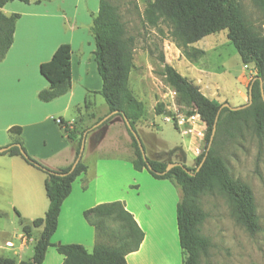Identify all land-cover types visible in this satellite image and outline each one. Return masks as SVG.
<instances>
[{
    "label": "trees",
    "instance_id": "obj_1",
    "mask_svg": "<svg viewBox=\"0 0 264 264\" xmlns=\"http://www.w3.org/2000/svg\"><path fill=\"white\" fill-rule=\"evenodd\" d=\"M10 1L14 0H0V61L5 58L14 41L16 23L20 18L19 13L6 15L2 11V7ZM19 1L28 3L30 0ZM253 2L264 13V0H253ZM144 15L149 25L157 26L160 23H166L170 27L172 38L182 47L208 35L227 30V36L237 49L242 62L253 63L257 72L256 76L262 77L264 81V38L253 30L244 17L238 0H152L146 5ZM91 30L95 42L94 57L102 79L101 89L95 92L104 97L109 112L117 110L116 114L126 116L137 131L136 124L144 116L146 108L144 102L136 98L129 84L134 67L135 38L127 34L117 0H99V9L93 18ZM201 52L197 50L196 54ZM68 63L67 58L59 61L58 68H61L63 77L54 87L45 88L39 92L38 96L42 101H52L70 91L72 76L68 70ZM165 74L167 81L178 92L180 100L188 106L195 107L206 122V148L216 124L212 146L199 169L187 167L194 174L188 173L181 166H174L166 171L169 163L149 157L144 158L137 139L126 125L132 139L130 144L134 152L132 162L136 170L147 169L155 178L171 179L181 187L182 197L177 204V224L179 242L184 254L183 264H200L201 254H206L210 245L208 238L200 232L201 224L207 216L200 204L202 193L218 187L229 198L236 220L250 234L261 230L252 189L246 183L232 177L225 160L216 148L219 137L224 132H238L248 117H251L256 133L260 136L264 135L262 88L260 80H255L252 87L253 101L250 106L240 110H231L229 107L220 109L222 105L202 93L197 85L180 74L174 66L166 63ZM156 110L161 114L163 105L159 104ZM62 126L73 139H76L74 133L77 129L67 124ZM85 131L86 129L82 130L77 137L76 156L80 153ZM12 143H19L25 150L26 156L22 155L18 146H13L2 154L20 155L27 163L47 175L45 189L49 198V207L44 217L34 219L31 224L21 221L22 231L27 236L31 235L34 227L43 226L34 245L33 256L28 260L20 261L13 257L0 256V264H42L50 246H55L58 252L64 255V261L61 264H128L126 255L140 247L144 239V231L133 214L119 200L101 203L87 209L84 216L94 225L98 236L99 232H103L100 228L102 226L100 218L113 215L124 221L128 226V236L132 239V244L115 246L98 240L93 250L89 251L79 243L55 244L51 241L58 226L62 204L70 195L75 179L88 170V165L80 159L71 172V165L53 169L31 156L23 146L22 138L16 137ZM204 156L205 151L198 156V165ZM148 162L151 168L148 167Z\"/></svg>",
    "mask_w": 264,
    "mask_h": 264
},
{
    "label": "crops",
    "instance_id": "obj_2",
    "mask_svg": "<svg viewBox=\"0 0 264 264\" xmlns=\"http://www.w3.org/2000/svg\"><path fill=\"white\" fill-rule=\"evenodd\" d=\"M98 9V2L91 6L90 0H30L28 3L14 0L2 7L6 15L19 13L20 18L16 23L14 41L0 61V147L10 145L13 139L20 137L28 153L47 167L60 169L72 166L77 159V137L84 126L81 117L86 116L91 120L98 117V122L86 128L82 161L88 143L90 151L103 146L109 130L94 128L107 119L104 117L110 114L109 109L100 115L82 111L80 102L76 100L73 77V74L84 72L87 79L83 84L84 90L91 87L87 75L95 71L97 65L91 28ZM63 58L69 59L72 88L52 101H42L39 92L54 87L63 77L61 68H58ZM93 85L97 91L101 89L97 80ZM72 108L77 113L67 120V113ZM62 124L77 129L74 133L76 139L65 131ZM110 125L113 122L110 121ZM122 147L128 149L127 145ZM0 156H3L0 157V191H5L8 210L19 215L20 224L21 221L31 224L40 213L46 214L49 207L45 189L47 175L20 155L0 153ZM83 162L88 165V170L73 182L72 191L62 204L51 241L55 244L79 243L86 248H94L98 234L83 223L85 210L119 200L144 231L140 247L126 255L128 264H183L177 224V204L182 196L180 186L171 179L155 178L147 169L136 170L133 162L107 163V169L109 166L117 170V174L124 169L129 178L126 177L116 192L95 194L90 188L101 172L98 170L93 176L90 163ZM2 211L0 206V213H5ZM83 228L86 231L84 237L75 240V231ZM36 230L39 232L37 238L34 236ZM42 230L43 226L34 227L30 236L22 231L17 245L7 240L18 259L10 255L1 256L13 257L17 261L24 259V252L31 243L35 245ZM63 261L64 255L55 246H50L42 264H61Z\"/></svg>",
    "mask_w": 264,
    "mask_h": 264
},
{
    "label": "rangeland",
    "instance_id": "obj_3",
    "mask_svg": "<svg viewBox=\"0 0 264 264\" xmlns=\"http://www.w3.org/2000/svg\"><path fill=\"white\" fill-rule=\"evenodd\" d=\"M150 1L152 0H117L127 34L135 38L134 67L129 84L136 98L143 101L146 108L144 116L136 124L137 132L145 145L146 156L150 159L165 163L183 162L186 167L195 169L199 167L198 156L206 150L207 128L205 127L202 135L197 137L187 131L193 128L189 122L181 127L175 119H166L173 114L171 107L177 106L182 112L189 106L180 100L178 92L167 81L165 64L174 66L180 74L219 105L226 102L232 106L247 104L250 99L249 88L257 72L253 63L242 62L237 49L227 36V30L208 35L186 47L179 46L172 38L170 27L166 23L152 26L146 22L144 9ZM238 1L244 17L253 30L264 38V13L253 0ZM93 2H98L99 6V0H90L91 6ZM197 50L202 52L196 54ZM85 76L84 72L73 74L79 107L84 112L89 110L97 115L106 113L109 107L104 97L95 92L97 90L93 85L97 80L102 87L97 65L96 70L87 75L90 78L88 83L91 85L86 88L88 91L91 89L89 92L83 87L87 82ZM165 103L170 108H167ZM159 104L163 105L161 114L156 110ZM76 113L72 108L67 113V120ZM97 118L91 120L87 116L81 117L84 125L81 129L84 130L98 122ZM110 121L113 122L112 126ZM99 128L103 131L109 130L103 146L90 151L88 143L83 157V161L90 163L93 176L98 170L101 172L90 191L95 194L116 192L129 175L124 169L121 170V174H117L118 171L109 166L108 172L106 164L132 163L131 156L134 157L130 145L132 139L124 118L119 114L109 116L94 129ZM123 145H127L128 149L122 147ZM23 146L25 147V143ZM216 149L225 160L232 177L241 180L252 189L261 230L250 234L236 220L229 198L218 187L202 193L200 204L207 216L201 224L200 232L208 238L210 245L207 253L201 254L200 264H264V135L256 133L253 121L248 117L238 132H224L219 137ZM35 159L40 162L37 157ZM0 192V206L2 212H5L0 213V256L4 254L18 259V255H14V249L7 245V240L19 244L18 235L22 233L20 218L17 213L8 210L5 191ZM43 216L45 213H40L37 217ZM83 221L93 229V233H96L94 226L85 216ZM99 221L102 222L100 228L103 230L102 233L99 232V241L115 246L132 244V239L128 236V226L124 221L113 215L102 217ZM85 233L84 228L78 229L75 231L74 239L80 240ZM38 235L39 232L36 230L34 236L37 238ZM33 245L31 243L24 252V259L31 258L34 252ZM87 248L93 250V247Z\"/></svg>",
    "mask_w": 264,
    "mask_h": 264
},
{
    "label": "water",
    "instance_id": "obj_4",
    "mask_svg": "<svg viewBox=\"0 0 264 264\" xmlns=\"http://www.w3.org/2000/svg\"><path fill=\"white\" fill-rule=\"evenodd\" d=\"M257 79L260 80L261 88H262V94H263V100H264L263 79H262V77H260V76H256V77L254 78V80L252 81V83H251V85H250V88H249V96H250V99H249V102H248L247 104H245V105H240V106H232V105H230V103H227V102H226V103H224V104L221 106L220 109H222L223 107H229L231 110H240V109H243V108H246V107L250 106L251 103H252V101H253V99H252V87H253V83H254L255 80H257ZM219 112H220V111H219ZM116 113H118L117 110H116V111H112V112H110V114H108L106 117H104V119H105V118H108L109 116H111V115H113V114H116ZM218 114H219V113H218ZM123 118H124V120H125V122H126V125L128 126V128L130 129V131L133 133V135H134L135 138L137 139L138 144H139V147H140V149H141V151H142V154H143L144 158L146 159L147 156H146L145 148H144V145H143V143H142V141H141V138H140L138 132L133 128L132 124L130 123V120H129L126 116H123ZM104 119H102V121H103ZM215 132H216V124L214 125V128H213V132H212V136H211L210 142H209V144H208V146H207V148H206V150H205V156H204L202 162L200 163L198 169H199L200 166L203 164L204 160L206 159V157H207V155H208V153H209V151H210V148H211V146H212V142H213V139H214ZM85 135H86V132H85L84 135H83V139H82V143H81V147H80V153H79V155L77 156L76 161H75L74 164L72 165L70 172L74 170V168L76 167L77 163L80 161V159H81V157H82V153H83L84 145H85ZM13 146H18V147L20 148V151H21L22 155L26 156V152H25V150L22 148V146H21L19 143H12V144H10V145L0 147V153H4V152L8 151V150H9L11 147H13ZM174 166H181V167H183L188 173L194 174L193 172H191V171H190V170L184 165L183 162H173V163H169L168 166H167L166 171L170 170V169H171L172 167H174ZM148 167L151 168V165L149 164V162H148Z\"/></svg>",
    "mask_w": 264,
    "mask_h": 264
},
{
    "label": "built area",
    "instance_id": "obj_5",
    "mask_svg": "<svg viewBox=\"0 0 264 264\" xmlns=\"http://www.w3.org/2000/svg\"><path fill=\"white\" fill-rule=\"evenodd\" d=\"M174 93H176V91H174ZM167 105L168 104L165 103V106L168 108L169 106ZM170 110H173V114L172 116L170 115L169 117L167 116L166 119L167 120L175 119L181 127H184L186 122H189L193 126V128L191 127L187 131L191 132V134L196 135L197 137H200L202 135V132L205 129V127L207 128L206 122L202 119L198 110L193 106H189L188 109L182 112L180 108L177 106L171 107ZM191 148L193 149L194 146H192ZM9 244L10 242H7L8 246Z\"/></svg>",
    "mask_w": 264,
    "mask_h": 264
}]
</instances>
